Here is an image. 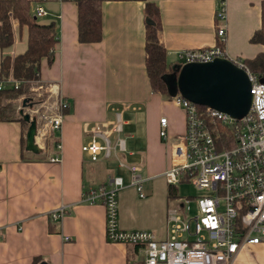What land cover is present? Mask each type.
<instances>
[{"label":"crops","instance_id":"obj_1","mask_svg":"<svg viewBox=\"0 0 264 264\" xmlns=\"http://www.w3.org/2000/svg\"><path fill=\"white\" fill-rule=\"evenodd\" d=\"M31 1V12L36 6L44 11L36 20L54 22L57 35L52 63L42 59L40 64L39 80L46 97L35 109L53 112L59 97L68 106L60 129L43 141L36 154L24 150L27 126L0 122V264H143L136 248L106 240L103 207L84 202L82 191L121 177L123 187L116 193L119 228L150 230L163 237L159 220L144 209L145 199L155 192L152 183L163 178L169 163L167 148L158 136L159 118H166L165 129L172 138L183 132L184 125L181 110L152 93L148 84L144 2L103 0L102 38L84 44L76 40V9L71 0ZM146 1L158 8L157 39L168 63H179L181 50L215 44L214 14L220 1L225 6L227 56L249 59L263 49L248 41L260 25L261 0ZM12 29L13 44L0 51V59L4 53L14 55L25 49V28L14 21ZM116 112L122 126L111 135V143L116 136L123 139L124 150L109 157L101 152L91 161L80 150L89 139L82 124L99 122L111 128ZM54 155L58 161L50 162ZM118 160L138 169L143 197L129 185V172ZM61 204L67 206L66 213L58 221L51 220L48 213ZM233 264H264V243L244 246Z\"/></svg>","mask_w":264,"mask_h":264},{"label":"built area","instance_id":"obj_2","mask_svg":"<svg viewBox=\"0 0 264 264\" xmlns=\"http://www.w3.org/2000/svg\"><path fill=\"white\" fill-rule=\"evenodd\" d=\"M32 13L35 17L44 15L40 6L34 7ZM214 27V45L181 50L177 60L181 65L215 57L230 59L246 72L250 82L252 97L248 111L233 118L207 106L200 108L176 93L170 101L182 112L183 132L170 137L165 129V117L159 118L158 130L168 153L169 163L161 173L167 186L175 189L176 184L190 183L202 194L169 198L173 205L167 211L164 235L160 238L150 230L119 228L116 193L123 187L121 177L109 178L106 183L82 191L84 202L103 207L106 240L136 248L143 264H233L244 246L264 243V88L240 59L226 54L223 1L215 10ZM4 81L17 87V81L10 75ZM3 83L0 80V89ZM31 90L35 97H40L43 87L39 84ZM42 104L37 102L38 106ZM67 106V101L59 97L53 112L31 110L36 119L35 142L39 147L60 129ZM121 126L119 112L115 113L111 128L105 123H83L82 131L89 139L80 146L81 152L95 161L101 152L109 157L112 152L123 151V139L116 136L111 143V135L118 134ZM54 148L60 149L59 142H55ZM48 160L56 162L58 156H50ZM118 164L129 172V185L143 197V178L138 169L119 160ZM192 202L194 213L190 216ZM66 209L61 204L48 216L58 221Z\"/></svg>","mask_w":264,"mask_h":264},{"label":"trees","instance_id":"obj_3","mask_svg":"<svg viewBox=\"0 0 264 264\" xmlns=\"http://www.w3.org/2000/svg\"><path fill=\"white\" fill-rule=\"evenodd\" d=\"M76 9V40L79 43H97L102 38L101 3L103 0H71ZM143 6L144 29V71L152 93L166 100L177 93L176 78L179 63H168L166 51L158 42L157 33L160 19L157 6L146 0ZM31 0H0V51L8 50L14 41L11 20L19 28H25V49L21 53H4L0 59V122L18 121L25 128L27 123L18 114L17 102L25 108L45 99L46 94L34 97L32 88L40 84V64L42 59L50 65L54 59V47L57 35L54 22L39 23L31 12ZM250 43L262 45L263 49L252 58L241 60L256 81L264 88V0L260 2V25L252 32ZM11 76L17 81V87L4 80ZM202 108V106H198ZM175 195V189L168 186L167 199ZM35 260V259H34Z\"/></svg>","mask_w":264,"mask_h":264},{"label":"water","instance_id":"obj_4","mask_svg":"<svg viewBox=\"0 0 264 264\" xmlns=\"http://www.w3.org/2000/svg\"><path fill=\"white\" fill-rule=\"evenodd\" d=\"M177 93L198 106H207L238 118L251 103L250 82L246 72L225 57H215L206 62L181 64L176 78ZM29 105L28 107H30ZM27 123L24 133V150L39 153L35 142L36 119L18 109Z\"/></svg>","mask_w":264,"mask_h":264},{"label":"rangeland","instance_id":"obj_5","mask_svg":"<svg viewBox=\"0 0 264 264\" xmlns=\"http://www.w3.org/2000/svg\"><path fill=\"white\" fill-rule=\"evenodd\" d=\"M35 97V96H34ZM36 103H33L30 106V109H35ZM20 108L19 101L17 102V109ZM39 109V108H37ZM23 111L28 113L30 116H33L31 111L27 110L26 108H23ZM115 164L114 162H111ZM118 163V162H117ZM153 190L155 191L153 195H149L145 201L147 202V206L144 207V209L148 210L152 217H155L159 223L161 232L165 231V225H166V215L167 211L172 207L173 203L170 201V199L166 198L165 195V188H167V184L165 183L163 178L155 179V181L152 183ZM175 195L182 196V197H196L202 194L201 190L196 189L193 185L190 183H181L176 184L175 186ZM143 193L145 194L144 190ZM190 213L189 215L192 216L194 213V203L192 202L190 204Z\"/></svg>","mask_w":264,"mask_h":264}]
</instances>
